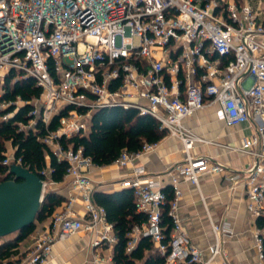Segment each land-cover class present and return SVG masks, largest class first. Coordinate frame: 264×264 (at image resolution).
I'll use <instances>...</instances> for the list:
<instances>
[{"label":"built area","instance_id":"2783aa9c","mask_svg":"<svg viewBox=\"0 0 264 264\" xmlns=\"http://www.w3.org/2000/svg\"><path fill=\"white\" fill-rule=\"evenodd\" d=\"M264 0H0V97L6 76L34 79L42 92L31 103L33 117L22 128L39 121L49 125L59 116L58 127L40 139L60 159L68 162L66 176L82 201L85 214L75 209V195L51 216L48 230L39 234L32 250L14 256L12 264H45L54 245L81 232H95L91 264H107L110 255L101 248L117 240L106 209L98 204L89 171L95 165L83 149L63 148L60 139L90 130L94 111L108 106L135 108L155 118L168 135L179 137L186 157L172 175L173 198L169 215L170 238L164 241L162 208L167 201L162 182L138 164V152L124 150L118 167H132L125 185L132 187L138 212L146 219L130 232L127 250L140 236H148L165 264H233L223 249L222 237H231L228 221L213 225L215 241L203 259L185 230L179 213L181 180L198 184L204 173H226L228 167L208 157L195 156L199 139L184 121L196 111L215 107L228 126L250 122L254 133L231 146L253 157L245 174L232 171L226 177L246 188L248 211L264 216V19L259 8ZM1 101L0 115L7 120L20 106ZM14 157L7 154L4 163ZM20 163V160L16 161ZM44 191L56 182L43 180ZM235 185V186H236ZM234 186V187H235ZM264 229L255 233L259 261L264 264ZM8 264V263H5Z\"/></svg>","mask_w":264,"mask_h":264},{"label":"crops","instance_id":"0c3cea01","mask_svg":"<svg viewBox=\"0 0 264 264\" xmlns=\"http://www.w3.org/2000/svg\"><path fill=\"white\" fill-rule=\"evenodd\" d=\"M260 18L264 19V1L260 8ZM264 38V37H263ZM185 127L199 139L195 142L192 154L208 157L211 161L221 162L228 169L226 173H204L199 177L198 184L181 180L182 192L179 201V213L183 226L192 241L203 251V259L210 258L208 247L215 241L213 225L228 221L232 227L231 237H222V244L227 258L233 264H255L259 261L255 241V233L259 229L254 218L248 211L246 188L242 182L236 185L226 174L238 171L245 174L253 157L231 146H240L244 137L254 133L250 122L228 126L219 120L215 107H206L196 111L184 121ZM8 154V153H7ZM14 149H12V157ZM186 157L183 143L179 137L165 135L153 149L143 153L138 164L145 167L146 174L159 179L163 189L171 187L172 175ZM94 183L95 192H114L121 190L126 181L132 177V167L94 166L89 171ZM236 185V186H235ZM235 186V187H234ZM64 197L62 204L55 211L62 209L71 195H75V209L88 218L79 196L73 192L71 179L65 176L61 182L49 188ZM51 218L36 222L34 231L20 243L22 256L28 254L36 237L47 231ZM95 232L81 231L66 240L57 242L49 260L45 264H91L92 241ZM102 255L113 253V245L101 248ZM222 257H216L209 264H221ZM107 261V264H111Z\"/></svg>","mask_w":264,"mask_h":264},{"label":"trees","instance_id":"16d2710c","mask_svg":"<svg viewBox=\"0 0 264 264\" xmlns=\"http://www.w3.org/2000/svg\"><path fill=\"white\" fill-rule=\"evenodd\" d=\"M14 71L10 72L3 85L1 101H15L20 97L26 104L18 108L14 115L3 120L0 118V182L13 178L9 173L10 164L4 163L7 158L8 143L14 149V161L20 163L37 173L42 180L61 182L65 179L68 162L60 159L40 138L49 131L58 127L59 116H55L47 126L39 121L33 128H22L28 125L33 118L30 113L34 109L33 101L41 95L42 89L37 86L34 79H17ZM11 105L0 115L14 111ZM167 135L165 129L150 115H140L135 108L122 106H108L93 112L90 120V130L71 137H62L60 143L63 148L71 146L73 149L82 148L83 154L91 158L96 166H108L126 150L129 152L140 151L144 144L158 143ZM167 201L162 208V224L167 241L172 230V219L169 215L170 201L173 198L171 187L163 189ZM95 201L106 209L107 221L113 225L117 237L113 245L111 264H165V255L155 247L148 236H140L132 250L128 251L131 239L130 232L135 225L145 221L146 216L136 209L135 194L132 187H124L114 192H95ZM64 201V197L48 189L45 194L41 209L36 216V221L13 236L0 239V264H12L14 256L21 257L20 243L31 234L36 222L51 218L57 207ZM256 225L264 229V216L256 218ZM264 251V234H263Z\"/></svg>","mask_w":264,"mask_h":264},{"label":"water","instance_id":"95a60500","mask_svg":"<svg viewBox=\"0 0 264 264\" xmlns=\"http://www.w3.org/2000/svg\"><path fill=\"white\" fill-rule=\"evenodd\" d=\"M9 173L0 182V239L34 223L46 194L42 178L21 163L13 161Z\"/></svg>","mask_w":264,"mask_h":264},{"label":"rangeland","instance_id":"374dc122","mask_svg":"<svg viewBox=\"0 0 264 264\" xmlns=\"http://www.w3.org/2000/svg\"><path fill=\"white\" fill-rule=\"evenodd\" d=\"M12 149H13V147L11 146L10 143H8V147H7V153H8V155H11L12 154ZM9 236H13V234L8 235L6 237H9Z\"/></svg>","mask_w":264,"mask_h":264}]
</instances>
